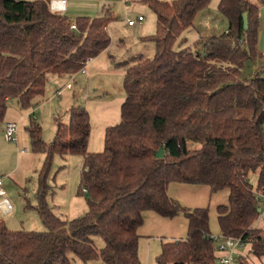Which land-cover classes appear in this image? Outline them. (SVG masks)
I'll use <instances>...</instances> for the list:
<instances>
[{"label": "trees", "instance_id": "16d2710c", "mask_svg": "<svg viewBox=\"0 0 264 264\" xmlns=\"http://www.w3.org/2000/svg\"><path fill=\"white\" fill-rule=\"evenodd\" d=\"M211 1L145 0L157 30L143 40L156 43V54L126 61L122 118L107 128L103 151L88 148L91 118L83 105L71 108L70 122L58 123L49 147L32 122L34 150L47 155L35 206L47 229H12L0 217V264H74L71 253L84 262L142 264L139 228L146 210L189 221L187 237L162 242L158 264H222L209 207L190 208L171 197L172 182L209 185L213 193L229 189L228 204L217 208L222 235L250 242L264 258V227L256 224L264 195V77L243 73L258 55L264 0H220L228 30L204 41L202 50L176 49ZM113 20L110 12L80 16L72 28L49 0H0V124L13 100L26 107L43 96L49 75L78 73L107 50ZM56 153L84 157L81 189L89 210L71 220L46 201V172ZM97 237L105 242L101 248ZM238 264L247 260L240 256Z\"/></svg>", "mask_w": 264, "mask_h": 264}, {"label": "rangeland", "instance_id": "374dc122", "mask_svg": "<svg viewBox=\"0 0 264 264\" xmlns=\"http://www.w3.org/2000/svg\"><path fill=\"white\" fill-rule=\"evenodd\" d=\"M51 1V0H49ZM254 1V0H252ZM257 1V0H256ZM69 10L66 13L72 22L80 16L98 17L103 14L105 6L113 8L119 20L111 25L113 45L104 54L78 73L65 76L49 75L46 92L33 100L30 106H23L13 100L2 124H0V175L4 176L5 195L9 198L15 211L6 214L9 224L14 229L46 230L41 215L35 208L39 205L40 173L47 159L45 152L35 151L30 134L32 122L41 128V136L46 146L53 143L58 123L70 122V110L74 105L85 106L91 118L90 151L105 149V135L109 126L121 121L122 105L126 99L125 78L126 61L133 56L144 54L154 57L156 43L143 40V37L156 33L157 15L142 0H68ZM220 0H212L202 9L193 27L186 30L177 40L176 49L189 48L202 50L203 42L214 32L224 33L229 20L219 8ZM146 18L144 23L129 26L127 18L137 20L139 16ZM125 19V21H124ZM156 20V21H155ZM203 37V39L201 38ZM71 84V87L69 85ZM58 92L60 94H58ZM12 120L19 123L17 142L5 137L4 122ZM26 149V153H21ZM84 169V157L80 155H61L56 153L46 172V201L56 215L64 219H74L89 210V202L81 189V178ZM252 184L257 187L258 176L250 174ZM263 212L258 225L264 227ZM214 212V211H213ZM105 244L101 237L96 238V245L101 248ZM74 264H104L102 259L84 262L71 253ZM157 256H148L145 252L142 264H158ZM149 258V259H148ZM255 259L247 260V264H257ZM238 264V263H237Z\"/></svg>", "mask_w": 264, "mask_h": 264}, {"label": "crops", "instance_id": "0c3cea01", "mask_svg": "<svg viewBox=\"0 0 264 264\" xmlns=\"http://www.w3.org/2000/svg\"><path fill=\"white\" fill-rule=\"evenodd\" d=\"M105 1V0H102ZM125 3L128 0H123ZM139 1V0H138ZM145 2V0H142ZM254 2H257L254 0ZM128 4V3H127ZM69 2L66 0V9L61 11L63 13H67L69 10ZM108 10V11H106ZM105 12H110L114 16V20L110 22L108 25L109 33L111 31V25L119 20V16L115 14L113 8L110 6H105L103 10V14ZM102 14V15H103ZM141 16V15H140ZM130 17L127 18V20ZM146 18L143 16V19L140 20L139 17L137 18L134 24H129V26L134 27L139 23H144ZM125 21V19H124ZM156 21V20H155ZM129 23V22H128ZM227 31L228 28H225ZM225 31V32H226ZM111 35V33H110ZM215 31L209 33V36H214ZM112 37V36H111ZM203 39V37H201ZM113 45L112 41L108 49ZM107 49V50H108ZM105 50V51H107ZM102 52L99 56L105 53ZM144 55V54H143ZM97 57L92 58L85 68L89 65V63L93 62ZM146 56V55H145ZM148 57V56H147ZM243 73L245 76L252 77V76H261L264 77V3H260V10H259V39H258V55L254 61H250L245 65L243 69ZM58 94H60L58 92ZM27 150L21 151V153H26ZM3 180V188H4V176L0 175ZM5 191V188H4ZM169 195L173 198L178 199L183 205L196 208V207H209L210 209V227L211 231L214 236H221L222 235L219 221H218V212L217 208L220 205L228 204L229 202V189H222L218 192H212L211 187L205 184H190V183H181V182H172L169 186ZM263 202V201H262ZM264 203V202H263ZM15 211V207L13 212ZM214 211V212H213ZM12 212V213H13ZM11 213V214H12ZM6 214L0 208V217L4 218L8 223V226L14 229L13 225L10 226L8 219L6 218ZM144 222L139 228L140 234V241H139V250H140V257H144L145 252L148 253V256H157L161 252L162 242L165 239H178V238H185L188 234V227L189 221L183 215L180 214L174 218L164 217L155 211L146 210L143 213ZM261 219V218H260ZM259 219V220H260ZM258 220V221H259ZM259 223V222H257ZM241 252L244 254L243 257L245 260L255 259L257 264H264V258H260L256 256L252 252V244L248 243L246 247L241 248ZM219 253H216L218 255ZM149 259V258H148Z\"/></svg>", "mask_w": 264, "mask_h": 264}, {"label": "built area", "instance_id": "2783aa9c", "mask_svg": "<svg viewBox=\"0 0 264 264\" xmlns=\"http://www.w3.org/2000/svg\"><path fill=\"white\" fill-rule=\"evenodd\" d=\"M51 9L57 12L64 11L66 9V0H51L50 1ZM139 19L142 20L143 16H139ZM129 24H134L136 20L128 19ZM72 28H77V23L72 22L71 24ZM83 72H85V67L82 69ZM71 87V84L69 85ZM4 128H5V137L7 140L12 142H17L19 140L18 133H19V123L16 121H5L4 122ZM21 151H25V149H22ZM5 191L3 188V180L0 177V196H4ZM263 202H264V195H262ZM0 208L4 211L5 214H10L14 210V205L12 201L4 197L0 199ZM258 222V221H257ZM256 222V224H258ZM217 240V249L216 253H219L216 255L219 259V262L222 264H237L238 258L240 256L244 257V254L241 252V248L246 247L248 243L250 242H244L239 237H221V236H215Z\"/></svg>", "mask_w": 264, "mask_h": 264}, {"label": "water", "instance_id": "95a60500", "mask_svg": "<svg viewBox=\"0 0 264 264\" xmlns=\"http://www.w3.org/2000/svg\"><path fill=\"white\" fill-rule=\"evenodd\" d=\"M248 26H249L248 14L244 13V27H245V29H248ZM157 155L159 157H162L164 155L163 150H161Z\"/></svg>", "mask_w": 264, "mask_h": 264}]
</instances>
